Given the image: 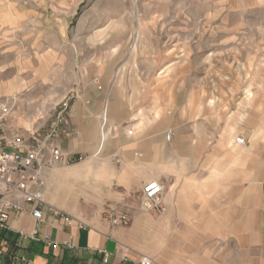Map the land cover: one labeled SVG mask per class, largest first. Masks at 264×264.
I'll return each mask as SVG.
<instances>
[{
    "label": "rangeland",
    "instance_id": "1",
    "mask_svg": "<svg viewBox=\"0 0 264 264\" xmlns=\"http://www.w3.org/2000/svg\"><path fill=\"white\" fill-rule=\"evenodd\" d=\"M93 93L104 101L105 146L121 128L138 136L164 118L167 144L194 148L202 160L187 174L208 172L209 149L225 135L243 136L247 154L263 148L264 0H0L2 134L36 145ZM207 120L218 132L211 137ZM142 196L139 189L116 206L130 217L148 213ZM157 237L165 259V233Z\"/></svg>",
    "mask_w": 264,
    "mask_h": 264
},
{
    "label": "crops",
    "instance_id": "2",
    "mask_svg": "<svg viewBox=\"0 0 264 264\" xmlns=\"http://www.w3.org/2000/svg\"><path fill=\"white\" fill-rule=\"evenodd\" d=\"M141 82L147 89L146 80ZM103 105L96 93L74 101L66 124L70 134L54 141L69 163L49 165L44 173V219L29 212L10 217V229L0 233V264H142L146 258L152 264H264V147L247 154L240 148L247 142L225 135L209 149L208 172L187 174L185 168L202 160L194 148L167 144L172 128L166 129L164 118L138 136L121 128L98 150ZM118 123L112 122L114 128ZM215 125L207 120L209 137L218 133ZM79 157L86 160L71 165ZM152 179L165 185L164 212L133 211L123 225L106 220L105 206L120 210L116 205ZM35 229L58 246L20 235ZM199 231L200 236L190 235ZM158 232L166 236L165 259L157 252Z\"/></svg>",
    "mask_w": 264,
    "mask_h": 264
},
{
    "label": "built area",
    "instance_id": "3",
    "mask_svg": "<svg viewBox=\"0 0 264 264\" xmlns=\"http://www.w3.org/2000/svg\"><path fill=\"white\" fill-rule=\"evenodd\" d=\"M8 111L6 104L0 100V233L10 229L9 219L16 213L29 212L38 221H43L41 206L45 204V170L49 165L69 163L65 160L62 148H58L52 142L61 132L70 134L66 128H61V124L67 123L64 117L59 115L55 128L42 141L27 147L20 135L14 134V137L9 138L2 134L7 126L5 118ZM171 134L172 131H169L168 138ZM237 142L241 145L246 144L243 136L238 137ZM82 159L79 157V160ZM164 190L165 185L159 180L152 179L147 182L142 188L140 206L148 212H164L166 209L163 206ZM26 204L30 206L29 209L26 208ZM105 218L114 225H123L129 224L131 217L128 211L112 209ZM64 219L66 222L72 221L69 215H64ZM20 235L31 240L49 242L53 247L58 246L51 241L48 233L41 235L37 229L32 230L31 233L21 230ZM152 263L151 259L146 258L142 264Z\"/></svg>",
    "mask_w": 264,
    "mask_h": 264
},
{
    "label": "bare ground",
    "instance_id": "4",
    "mask_svg": "<svg viewBox=\"0 0 264 264\" xmlns=\"http://www.w3.org/2000/svg\"><path fill=\"white\" fill-rule=\"evenodd\" d=\"M101 132H102L101 133V140H100V144L98 146L99 147L98 150L102 149L103 143H104V141H106L108 134H109L106 130H103V129Z\"/></svg>",
    "mask_w": 264,
    "mask_h": 264
}]
</instances>
